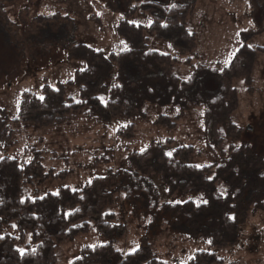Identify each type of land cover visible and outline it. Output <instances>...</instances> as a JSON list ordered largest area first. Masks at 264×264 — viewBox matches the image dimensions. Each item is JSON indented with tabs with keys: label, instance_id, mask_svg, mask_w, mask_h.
<instances>
[{
	"label": "trees",
	"instance_id": "obj_1",
	"mask_svg": "<svg viewBox=\"0 0 264 264\" xmlns=\"http://www.w3.org/2000/svg\"><path fill=\"white\" fill-rule=\"evenodd\" d=\"M7 1L14 0H3L2 9ZM196 6L197 0L151 4L146 8L153 15L148 27L128 18L121 20L115 26L116 35L127 43L121 53H107L84 43L68 45V58L86 67L57 88L44 85L42 98L25 92L14 122L25 131L71 125L81 118L110 124L119 117L146 120L147 108L159 106L176 108L179 114L175 121L160 116L154 125L175 131L185 114L203 109L208 146L226 157L198 166L194 160L201 153L195 147L179 146L169 155L163 145L152 142L130 153L125 169L108 168L79 188L63 185L44 195L38 190L52 181L65 182L71 175L69 170L47 169L46 156L65 158L67 163L68 157L35 147L25 150L32 157L25 164L5 157L0 160V264H60V247L92 231L103 242L83 246L71 264H171L155 252L149 234L154 237L169 226L208 241L212 248L228 249L236 246L250 212H264V155L248 143H236L241 130L232 121L240 106L235 82L243 80L248 92L256 93L255 71L264 47L245 42L224 68L194 64L199 58L198 38L189 29V19ZM61 18L53 15L41 20ZM147 34L167 42L178 56L188 57V79L176 72L177 57L149 49ZM70 88L77 89L78 100L68 97ZM103 95L108 96L105 104ZM116 135L133 139L135 125L119 127ZM165 143L172 145L174 140ZM18 144L9 117L0 110V147L11 150ZM114 153L113 148L95 153L92 167L109 166ZM156 179L168 194H161ZM32 190L35 195H30ZM119 195L147 225V237L132 252L118 248L129 232L113 212ZM174 264L237 263L201 250L188 263Z\"/></svg>",
	"mask_w": 264,
	"mask_h": 264
},
{
	"label": "rangeland",
	"instance_id": "obj_2",
	"mask_svg": "<svg viewBox=\"0 0 264 264\" xmlns=\"http://www.w3.org/2000/svg\"><path fill=\"white\" fill-rule=\"evenodd\" d=\"M2 1L0 110L9 117L19 144L11 150L0 147V160L11 157L21 164L30 162L32 157L25 152L28 147L69 158L67 163L65 158L46 156L44 165L47 169L57 172L69 170L71 175L65 182H49L37 193L56 192L63 185L79 188L93 177L103 175L108 168L115 171L125 169L129 154L142 151L152 142L163 145L169 155L179 146L195 147L201 153L194 160L198 166L218 163L226 157V154L214 152L208 146L203 109L185 114L177 122L175 131L154 125L160 116H168L175 121L179 114L176 108L159 106L147 108L146 120L119 117L110 124L81 118L71 125L25 131L14 122L19 117V106L25 92L42 98L44 85L57 88L60 82L72 79L76 71L86 67L84 62L68 58V45L84 43L107 53H121L127 49V43L116 35L115 26L128 18L135 24L148 27L153 15L146 8L169 0H14L7 1L4 9L1 8ZM53 15L62 18L41 20ZM189 29L198 38L199 58L194 60V64L224 68L245 42L250 46L264 47V0H197L196 11L189 19ZM147 38L150 50L177 57L176 72L184 79L190 77L188 57L178 56L167 42L153 35L147 34ZM235 87L239 92L240 106L232 121L241 130V139L236 143H248L258 154L264 155V54H260L256 66V93L250 94L243 80H237ZM68 97L78 100L77 89L70 88ZM101 99L105 104L108 96L103 95ZM128 124L135 125L134 138H118V128ZM166 139H173L174 143L168 145ZM111 148L115 152L113 162L94 169L93 155ZM156 183L163 196L168 194L160 179H156ZM35 193L36 190L30 191V195ZM113 212L120 215L129 229L128 236L118 243V248L124 252L134 251L148 235L146 223L133 214L123 195L118 196ZM149 236L158 256L171 264L178 261L188 263L193 254L201 250L214 251L228 263L264 264V212H250L236 246L228 249L212 248L208 241L191 238L185 231L169 226L158 230L156 236ZM98 242H103V239L92 231L88 236L62 245L60 264H71L83 246H93Z\"/></svg>",
	"mask_w": 264,
	"mask_h": 264
}]
</instances>
